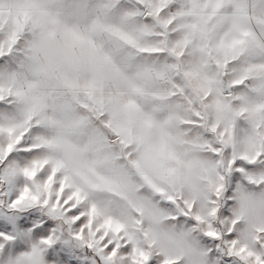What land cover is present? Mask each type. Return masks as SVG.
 <instances>
[{
  "label": "snow or ice",
  "instance_id": "obj_1",
  "mask_svg": "<svg viewBox=\"0 0 264 264\" xmlns=\"http://www.w3.org/2000/svg\"><path fill=\"white\" fill-rule=\"evenodd\" d=\"M0 264H264V0H0Z\"/></svg>",
  "mask_w": 264,
  "mask_h": 264
}]
</instances>
